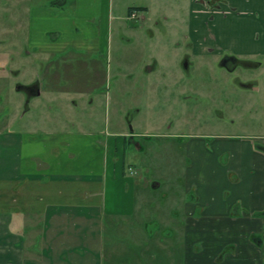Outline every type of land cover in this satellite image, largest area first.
I'll list each match as a JSON object with an SVG mask.
<instances>
[{"label": "rangeland", "instance_id": "rangeland-1", "mask_svg": "<svg viewBox=\"0 0 264 264\" xmlns=\"http://www.w3.org/2000/svg\"><path fill=\"white\" fill-rule=\"evenodd\" d=\"M192 1L67 0L57 4L52 0H0V142L5 135L21 136L23 157L34 151L28 148L31 141L36 143V154L46 145L47 155L64 167L60 171L52 166L51 172L100 176L102 213L95 218V236L102 229L105 264H184L180 217L188 199L185 191L200 171L209 183L211 175L222 176L227 164L226 159L215 160L207 145L218 144L214 139L222 134L250 136L257 143L264 139V68L243 63L229 75L226 99H216L219 85L214 80L208 83L212 98L196 103L204 114H193L197 126L184 125L187 104L196 102L188 94L190 88L202 81V73L207 77L224 72L216 65L221 54L210 59L194 56L202 64L213 61L211 68L191 67L189 74L193 75L186 78L190 75L184 69L188 49L183 37ZM236 2L241 3L223 0L208 27H223L230 35L248 30L252 16L234 9ZM145 3L151 11L140 12L144 18L127 16L130 7ZM164 13L171 16L166 18ZM217 20L222 25L217 26ZM71 23L87 34L88 41L94 39V26H101L100 50L81 48L77 56H65L66 60L62 52H41L45 32L60 43L73 30ZM62 27L63 31L58 29ZM259 27L261 44L264 29ZM58 32L61 37L54 38ZM175 40L183 43L178 56L173 49ZM66 66L73 67L68 72L72 78ZM253 79L259 81L260 92L242 87ZM36 81L41 86L38 95L18 89ZM132 130L137 135L135 142L127 138ZM9 162L7 155H0V175L14 172ZM121 179L133 183V204L125 209ZM111 210L115 213L110 214ZM16 216L15 222L25 224V218ZM85 216L90 219L88 211ZM245 234L264 264V234L256 230ZM260 234L263 242H254L253 237ZM197 242L195 251L206 249Z\"/></svg>", "mask_w": 264, "mask_h": 264}, {"label": "crops", "instance_id": "crops-1", "mask_svg": "<svg viewBox=\"0 0 264 264\" xmlns=\"http://www.w3.org/2000/svg\"><path fill=\"white\" fill-rule=\"evenodd\" d=\"M242 1L247 4L245 7L241 6ZM240 2L234 3L235 9L251 15L252 22L248 30L230 35L223 27L219 30L208 27L209 21L216 19V16L212 19L208 15L218 14V10L192 1L191 11H187L190 17L184 44L173 41L176 56L181 44L187 51L202 56L211 48L215 52L229 49L247 59L264 54V42L259 44L260 38L256 36L261 29L259 24L264 29V0ZM141 7H144V13L151 11V6L146 3ZM199 14L206 16L197 17ZM219 21L217 26L222 25ZM76 22L75 19L74 24ZM94 27L93 40L88 41L87 34L76 32L74 27L65 33L61 45L62 41L50 40L45 32L41 52L78 55L81 48L100 50L102 29L101 26ZM58 29L63 31V27ZM40 36L39 33L35 38L37 43ZM153 69L156 68L150 70ZM18 89H22L21 86ZM218 140L214 141L218 144L206 148L215 160L229 154L222 176L211 175L208 183L207 176L200 171L191 178L185 191L188 199L180 217L185 243L184 264H261L259 250L245 233L256 230L264 234V139L257 143L250 136L223 134ZM23 144L22 137L14 134L5 135L0 142V155H7V161H10L7 165L15 169L12 174L0 175V264H105L102 229H99L100 235L95 236V218L98 212L102 213L100 176L53 173L52 166L60 171L64 167L56 158L47 155L46 145L36 154V143L30 141L28 148L34 151H29L27 158L22 155ZM50 156L54 154L50 153ZM216 163L219 164V160ZM121 184L126 191L125 209L133 204L130 198L133 183L125 181ZM86 211L91 220L84 218ZM103 213L106 215V210ZM112 213L115 212L111 210ZM257 213L262 215L257 216ZM18 214L26 219L25 224L15 222ZM262 234L255 235L253 241L263 242ZM198 239L206 249L197 252L194 246L199 243ZM230 244H236L237 249L226 255L225 262H216V257Z\"/></svg>", "mask_w": 264, "mask_h": 264}, {"label": "flooded vegetation", "instance_id": "flooded-vegetation-1", "mask_svg": "<svg viewBox=\"0 0 264 264\" xmlns=\"http://www.w3.org/2000/svg\"><path fill=\"white\" fill-rule=\"evenodd\" d=\"M66 1L67 0H52L53 3H57V4H64V3H66ZM196 1L199 4H201V5H207V6H209L210 10H217V9H219V7L221 6V4L223 2V0H196ZM143 8L144 7H141V6L130 7V10H129L127 16L130 19L144 18L143 15L140 14V12H145V9H143ZM234 9H235V7H234ZM213 17H214V15L210 16V18H212V19H213ZM157 23L159 24L160 23V20L157 21L156 24ZM15 26L17 28L16 21H15ZM75 31L79 32L80 30H79V28L76 27L75 28ZM57 35H58L57 37H54V36L53 37L54 38H58L60 36V32H58ZM256 36L259 37V38H261L259 31L257 32V35ZM263 42H264V39H263ZM214 55H220L219 59H217L218 62L216 63V65H217V67L219 69H221V70L218 69V71H224V72H221L220 75H218V72H217V74L209 73L207 75V77H206V75L204 73H202L203 74L202 75V81H200L201 78L198 77L197 78V81H200V82H196V84H194L192 86V88H190L191 85L188 86V88H190L193 91L191 93V90L189 89L190 91H189L188 94L196 102L195 103L193 102L194 103L193 105L187 104V107H186V110H185V112H187V115H186V117L184 119V121H185V124L184 125L186 127H190L191 125H193V123H194L193 126H197V124L194 122V120H195V116L194 115H196V113H202V114H204L201 110H199L197 108V104L196 103H198L200 101L202 102L203 100H206V99H209V98H212L213 95L207 93V87H208L207 84L208 83H212L213 84L214 82H212V81L214 80L219 85V87L217 86L219 89L217 91V97H216V99H218L220 101H224L226 99V97L228 96L227 83H228L229 75H230L231 72H234V71H236V69H238V67H239L238 65L240 63H243V64H245L247 66L250 65V66H252L254 68H257V69L264 68V60H262V58H261L264 54H260L256 58H253V59H247L246 57L241 56V55H239V54H237L234 51H231L229 49H221V50H218V51L215 52V49L214 48H211L209 50V52L206 53V55H204L203 57L209 58V57H213ZM65 56H71V53L63 54L61 56L62 57V60H66L65 59ZM74 56H77V55H74ZM194 56L198 57V56H202V55L195 54L194 52H191V51H187L186 54H185L184 69H185L186 72L188 71L187 72L188 75H190L189 74V71H190L189 69H191V67L192 68H195V67L198 68V67L204 65L202 68H205L207 71H208V69L211 68L210 66L212 65V62L213 61L209 62L210 61L209 60L208 62H203L204 64H202V63L194 60L193 59ZM72 57H73V55H72ZM78 59H79L78 57H75L74 58V60H78ZM206 63H209V64H206ZM199 64H201V65L198 66ZM64 69H67L66 71H67V75H68V72L70 74L72 73L71 71L73 70V67L72 66L71 67L70 66H66V67H64ZM192 75L193 74H191L189 77H186V78H188V79L190 78L191 79ZM69 77L72 78V76H69ZM203 79L205 80L204 82H203ZM238 80L239 81H242L240 79V77H238ZM179 81H181V80H179ZM258 82L259 81L257 79H253V80H251L249 82L242 83V87H244V88H250L253 91L260 92L261 91V86H260V84ZM183 84L184 83H182V86H183ZM179 86H181V83H179ZM21 88L22 89L24 88V90L28 92L29 96H31V95H38V94L41 93V86H40V83L38 81L30 84L28 87H25V86L21 85ZM185 96H183V97L186 98ZM181 101L184 102V103L186 102V101H183V100H181ZM187 103H190V102H187ZM136 136L137 135H135V133L132 130V132L127 135V138L130 141L135 142L136 141ZM221 136H223V134L222 135H219L218 137L220 138ZM148 137L149 136H146V138H148ZM211 139H207V140L211 141ZM214 140H218V138L217 139H214ZM137 145H138V147H141L139 143ZM207 146L210 147L211 145L208 144ZM220 158H221V160H224V159L228 160L229 154L225 153L223 155H220ZM155 185H159V184L156 183ZM238 209H239V207H238ZM255 238L253 237V240ZM236 249H237V245L236 244L227 245L224 248V250L216 257V259H215L216 262H219V263L225 262L227 260V256L226 255L229 252L235 251Z\"/></svg>", "mask_w": 264, "mask_h": 264}, {"label": "water", "instance_id": "water-1", "mask_svg": "<svg viewBox=\"0 0 264 264\" xmlns=\"http://www.w3.org/2000/svg\"><path fill=\"white\" fill-rule=\"evenodd\" d=\"M25 87H28L29 85H24Z\"/></svg>", "mask_w": 264, "mask_h": 264}, {"label": "trees", "instance_id": "trees-1", "mask_svg": "<svg viewBox=\"0 0 264 264\" xmlns=\"http://www.w3.org/2000/svg\"><path fill=\"white\" fill-rule=\"evenodd\" d=\"M263 149H264V147H263Z\"/></svg>", "mask_w": 264, "mask_h": 264}]
</instances>
